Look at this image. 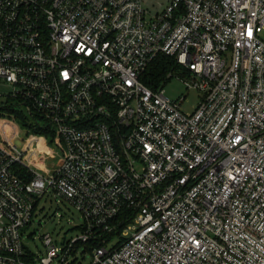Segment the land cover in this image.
<instances>
[{
  "label": "built area",
  "instance_id": "obj_1",
  "mask_svg": "<svg viewBox=\"0 0 264 264\" xmlns=\"http://www.w3.org/2000/svg\"><path fill=\"white\" fill-rule=\"evenodd\" d=\"M263 33L264 0H0V264H75L90 239L89 264H264ZM159 56L192 113L143 83ZM46 196L79 235L36 255Z\"/></svg>",
  "mask_w": 264,
  "mask_h": 264
},
{
  "label": "rangeland",
  "instance_id": "obj_2",
  "mask_svg": "<svg viewBox=\"0 0 264 264\" xmlns=\"http://www.w3.org/2000/svg\"><path fill=\"white\" fill-rule=\"evenodd\" d=\"M169 0H144L146 6L155 12L162 9ZM264 39V33L262 35ZM181 75L180 72H177ZM165 96L172 100L177 101L185 97V102L181 105V109L185 114H190L200 102V93L196 90H189L185 83L178 78H172L164 87ZM25 138V134L22 135ZM46 144L45 151L40 155L41 159H45V166H34V169L41 172L47 178H52L55 174L57 167L60 165L62 159V149L56 145H52L56 151L52 155L49 151V146ZM32 225L25 229L27 235H31L30 239H25L24 242L28 248L36 255L45 254L46 248L43 243L45 235H51L57 247L61 248L66 240H72L79 235L75 230L81 220L78 212L66 202L55 200L46 196L39 204L38 210L35 213ZM84 249H79L77 253V261L75 264H89L91 255L84 253ZM84 253V254H83Z\"/></svg>",
  "mask_w": 264,
  "mask_h": 264
},
{
  "label": "trees",
  "instance_id": "obj_3",
  "mask_svg": "<svg viewBox=\"0 0 264 264\" xmlns=\"http://www.w3.org/2000/svg\"><path fill=\"white\" fill-rule=\"evenodd\" d=\"M180 72V74L186 75L187 72L182 70L177 64L174 58L167 56H159L152 64L148 67L145 74L142 76V81L150 89L157 91L160 88H164L165 85L173 78L175 73ZM18 119L22 120V112H17ZM40 134H46L44 131H37ZM27 178V180H29ZM105 239H90L88 244L85 246V252L92 255L93 250L104 245ZM111 240V239H107ZM80 245H77L76 248H80Z\"/></svg>",
  "mask_w": 264,
  "mask_h": 264
}]
</instances>
